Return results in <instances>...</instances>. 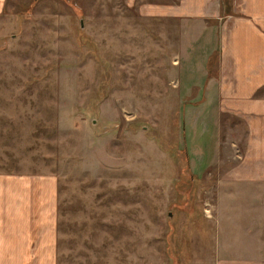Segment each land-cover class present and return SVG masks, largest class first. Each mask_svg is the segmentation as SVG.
I'll return each mask as SVG.
<instances>
[{
    "label": "rangeland",
    "instance_id": "374dc122",
    "mask_svg": "<svg viewBox=\"0 0 264 264\" xmlns=\"http://www.w3.org/2000/svg\"><path fill=\"white\" fill-rule=\"evenodd\" d=\"M178 1L0 12V172L57 177L58 264H215L229 250L214 218L245 128L223 115L217 135L213 97L196 106L173 68L179 25L154 9Z\"/></svg>",
    "mask_w": 264,
    "mask_h": 264
},
{
    "label": "crops",
    "instance_id": "0c3cea01",
    "mask_svg": "<svg viewBox=\"0 0 264 264\" xmlns=\"http://www.w3.org/2000/svg\"><path fill=\"white\" fill-rule=\"evenodd\" d=\"M154 12L178 22L173 68L181 65L196 106L213 97L217 135L223 115L245 128L242 145L232 142L236 155L227 156L228 210L214 221L229 250L215 264H264V0H179ZM58 215L55 175L0 172V264H58ZM242 237L249 242L235 241Z\"/></svg>",
    "mask_w": 264,
    "mask_h": 264
}]
</instances>
